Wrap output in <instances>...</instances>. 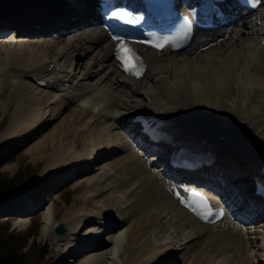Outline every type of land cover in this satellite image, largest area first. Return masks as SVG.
Wrapping results in <instances>:
<instances>
[{"label":"bare ground","instance_id":"bare-ground-1","mask_svg":"<svg viewBox=\"0 0 264 264\" xmlns=\"http://www.w3.org/2000/svg\"><path fill=\"white\" fill-rule=\"evenodd\" d=\"M219 4L222 5L223 3ZM94 6H96L95 0H0V48H2L0 57H6L3 62L0 59V71H3L4 76L1 80L2 88H0V93H3L2 89L9 87V94L13 96L12 103L16 107L15 110L14 108L11 109L14 112H19L21 109L25 113L23 115L15 113L18 117V121L15 118V125L22 123L23 127L18 126L25 130L26 133L23 131V136L17 134L20 137H17L14 144V149H16L14 152L18 151L17 149L29 140L39 138L43 131L48 129V125L51 122L60 121L61 111L68 108L70 109L67 112L70 113L71 119L66 121L67 126L71 121L77 125L73 129L74 131L71 130V134L82 132L83 127L81 125L85 124L86 115H89L90 120L94 117L97 119L101 118L99 121L109 122L110 125L118 128L117 130H123L121 133L117 131L116 136L114 135L115 137L113 136L114 138L107 142L96 143V148L94 150L91 149L87 155L83 156L78 154L80 152L74 151L73 142L70 144V141L67 142L65 140L70 135L71 127L66 128L62 134L63 131L60 125L61 128H58L60 131H57L63 136L59 137V139L56 136L58 139L56 144L59 146L55 145L57 149L54 152L58 160L55 158L54 161H49L46 164V167L52 168V170L46 179H42L43 182L41 184L44 185L43 190L45 187L44 192H48L55 187L56 179L62 177L72 178L84 170L85 172L96 170V172L92 174L93 176L91 174L84 176L80 182L72 185L71 188L80 183L82 184L81 181L86 183L87 187L93 186L94 188L100 177L112 178V172H115L122 176L121 181H127L122 190L124 189V193L128 195L127 197L125 196L126 200L130 198L131 202L130 204L126 202L113 212L108 211L110 214H102L103 211L101 213L92 211L85 214L81 208H78L75 212L72 211V213L67 212L57 220L58 223L60 222L66 226L67 232L63 235H56L55 233L52 235L56 241L63 240L69 243L68 249L70 251L65 254L79 252L84 249L89 250L82 253L84 257L80 259V264H106L108 260L111 261V264H198V261L210 251L218 252V255H221V253L224 254L225 250H230L229 252L234 253L235 256L246 257L247 262L242 264H264V201L256 202L251 195L250 185L252 179L250 177L252 174L257 175L258 173L247 165L248 161L251 160L254 163V167L259 168L264 164V148H262L264 144V141H262L264 139V36L262 34V32L264 33V5H261L256 16L251 19L240 17L239 23L230 20V23L234 24V26L230 27L227 34H225V31L221 34H216L214 28L212 30H197L194 37L199 36L200 40L193 42L190 49L193 52L192 54L198 55L201 61L196 59L195 62L190 54L187 57L184 56L177 59L170 58V56L165 58L170 51L149 49L145 53L147 62L149 60L153 61L157 55H161L164 56L162 60L165 64H162L158 70L147 68L144 76L152 82V87L150 86V90L148 88V91L145 90L143 92V95L148 97L147 100L145 99L146 102L145 100L138 101L137 99H135L136 101H131V99H128L131 92L124 93L122 91V93H119V97H121L120 94H123L125 98H118L116 90L124 85L118 80L117 75L113 77L115 69H113L111 62L113 61L112 44L107 34L97 25L99 18L98 16L95 17L96 8ZM255 19H260L261 21L254 23ZM13 27H16L18 32H9V28L12 29ZM70 29L74 30L66 33ZM7 32L11 33L10 37L7 36L9 33L5 34ZM49 32L53 34L48 36ZM253 34L257 36L252 37ZM8 37L12 40H17V42L7 41ZM219 37L221 40L218 39ZM214 39L219 41L212 43V47L209 46L210 49L208 51H196V46L202 41L208 43ZM40 43L44 44L43 46L47 45L46 47L54 51L57 57H61L60 60L47 55L44 50H36L35 48H40ZM96 45H101L98 52L93 54V56L88 54ZM185 50L180 52L182 53ZM1 51L6 55H2ZM89 55L92 57L89 58ZM51 63L53 67L49 69L48 67ZM94 65L98 69L92 71L91 69ZM98 65H101V67H98ZM104 66H108L111 69L108 74L113 77L111 80L114 87L112 90H115L113 93H110L111 88L107 89L105 93L98 89L99 93L96 97H88V95H82L81 92L79 94L73 92V87L70 86L68 87L70 90H61V93L56 92V94L50 90H43V86H39L36 83L37 79H43L46 80L44 87L57 89L59 85L65 84L64 76H68L70 80L72 77L76 78L75 75L80 73V76L75 80L76 83H79L80 80H88L93 74L94 76L101 74L102 77L100 76L96 83L98 84L99 81L101 82L108 78L107 74L103 75ZM168 67H171V70H169V76L167 75L168 77H166L165 74L169 69ZM162 72L163 74H161ZM156 74H161L162 77H157ZM51 79H53L52 82H50ZM139 80L130 78L129 84L131 86L128 88L132 89V86L137 84ZM79 89L82 92L85 91L82 88ZM10 95H8V98L11 97ZM161 97L163 98L162 100L160 99ZM106 98L109 99V106L105 105L106 101L100 102ZM72 102L74 103L73 107H71ZM12 103H10V107L14 106ZM167 104H171L173 107H169ZM50 105H54L51 116L47 113V108ZM139 106L143 108L144 112H139L136 117H139V115L142 118L145 116L158 117L159 125L163 126L165 130L155 125H151V130L165 133L169 137V142L174 145L177 142L180 145L182 141L176 137L181 133V129L185 128V131L189 128L200 129L180 125L172 114L181 116L185 113H190L207 120L216 121L212 126L202 130L210 134L223 135L224 140L215 142L213 146L203 147L202 150L209 151L215 156V161L219 165H215L216 171L214 169L209 171L202 170L199 171L200 174L194 177L203 183L207 182L216 188H221V192L227 193L230 203L238 205L239 209H241L240 211L243 210V213L240 212L237 219L222 218L209 225L202 224L177 203L172 193L164 186V178L161 177V173L154 172L153 166H156V164L153 163V160L161 161L162 158H156L154 157L155 154H151L150 160H152V163L149 165L147 160L149 157L147 156L149 152L147 146L149 145H145V137H139L138 133L125 122L127 114L131 113L130 110ZM114 107L121 109L118 113L119 116H107V113H109L107 108ZM33 109L37 111V121L34 125H30L32 117H35V115L31 117V115L35 114V112L31 113ZM212 111L215 113L211 114ZM230 112L229 117L224 119L223 115ZM81 120L83 121L80 122ZM247 120L248 123L246 122L247 124L243 127H234L236 124ZM220 121L225 124L223 127L219 126ZM15 122L13 121V123ZM98 123L95 126L103 128L101 123ZM229 125L233 127L229 129ZM225 126H228V128ZM250 127L252 128V141L243 139V137L237 140L238 142L231 141L221 132L226 131L230 136L232 130L235 129L241 134L243 132L242 136L245 135L247 137L246 134L249 132L247 129L249 130ZM103 129L106 131L105 127ZM10 131H7L3 137L9 136ZM12 133H15V131ZM196 133L200 134V131H196ZM95 135L97 136V134ZM86 139V141L89 140L87 137ZM243 140L249 143L258 142L259 140L262 142L260 146L254 148L244 143ZM62 141L63 143L61 144ZM42 143L47 145L48 142L45 143L43 140ZM82 143H87L84 138ZM50 144L54 145L53 142ZM44 145L43 147H45ZM162 151L165 152V149H162ZM158 153L162 156L160 151ZM229 153L235 155L229 156ZM168 154H170V151L167 150ZM104 157H110L111 160L95 166L96 161ZM61 166L63 167L60 168ZM55 167L56 169H54ZM110 168L113 171L109 170ZM222 183L223 186H221ZM119 191L121 190L119 189ZM32 194V192H30V195L25 192V194L22 193L12 197L11 199L13 200L6 204V207H3L7 208L5 209L6 211H3L5 214L16 215L15 218L21 223L24 218L29 217L32 213L35 214L34 217L38 214L43 215V210L39 211L38 209L40 202L36 200L35 196H31ZM105 194L96 187L94 191L91 189V191L87 190L81 193L78 199L87 202L90 200L92 206L95 204L93 206L95 208L99 206L101 208L103 204H112L114 202L116 206L119 203V200H115L113 193L110 196L108 195L109 193L107 194L108 196ZM57 196V194H47L46 196L45 201L48 198V201H50L48 206L49 217L47 218L44 215L41 222L43 227H46L45 230H48L53 221L55 211L53 212L52 209ZM95 196L98 198L95 199ZM17 201L23 202L18 203ZM93 207L92 209H94ZM117 214L119 216H127L125 219L115 218L114 216H118ZM168 216L174 217L175 221L168 222L166 220ZM246 218L252 220V222L242 223L241 219ZM56 224L52 226V229ZM118 225L123 228L120 237H118L120 228H116ZM168 225L175 232H179L181 227L189 225L191 233L188 238L176 237L178 238V240L176 239L177 241L174 240V243H168L165 246L163 244L157 250L153 249L152 244L144 245L146 242L148 243V240L151 242L149 233L152 228L160 227L162 228L161 232H163L168 230ZM98 227L106 229V239H103V241H100L97 238L98 236H96ZM45 233L42 231L43 235ZM80 233L82 234L81 237ZM90 237L92 238L89 239ZM120 239L121 245L118 244ZM217 242L219 243L217 244ZM112 243L115 244L114 250L105 251L107 244ZM202 244L205 246L201 250L200 246ZM149 249H152V251L148 253ZM121 254L125 256L123 259H120ZM192 255L193 259H191ZM172 256H176L177 259L170 260ZM117 259L120 261L117 262Z\"/></svg>","mask_w":264,"mask_h":264},{"label":"rangeland","instance_id":"rangeland-1","mask_svg":"<svg viewBox=\"0 0 264 264\" xmlns=\"http://www.w3.org/2000/svg\"><path fill=\"white\" fill-rule=\"evenodd\" d=\"M51 34H53V33L52 32H49L48 33V36H51ZM254 35L255 34H253L252 37H256L257 36V35L256 36H254ZM43 45L44 44L40 43V45H39L40 48H38V49L35 48V49L38 50V51L44 50V52H46L47 55H50L53 58L56 57L57 60H60L61 57H57L54 51H51V49L49 47H46L47 45H45V46H43ZM20 46H21V44H20ZM26 47H28V46H26ZM29 47H30V45H29ZM97 47H98V49H97ZM203 47H201L200 49H197L196 51H198V52L199 51H208L210 49L209 46L207 48L206 47L203 48ZM20 48H22V47H20ZM44 48H46V49H44ZM194 48H192V49H194ZM99 49H100V47L96 45L91 50V52L88 53V54H90V55L93 56V54H95L96 52H98ZM188 49H186L182 53L181 52L180 53H173V52L167 53L166 54L167 57L165 56V58H169V56H170V58L173 57L175 59L182 58L184 56L187 57L189 55V53H184V52H186ZM0 50H2V48H0ZM10 50H12V49H10ZM1 52H2V55H6L5 53H3V51H1ZM192 53L190 54V56L191 57L193 56V60H195V62H196V59L197 60H200V58H199L198 55H195V53L194 54H192ZM212 53H209V54H212ZM90 55H89V58L92 57ZM4 58H6V57L5 56H1L0 57V59H2V62H3ZM162 59H164V56L157 55L156 56V59L153 60V61H150L149 60V62H148L147 65L152 70H158V68H161V65L162 64L163 65L165 64ZM85 62H87V61H85ZM83 65H85V63H83ZM158 65H160V66H158ZM98 67H100V65H98ZM153 67H156V68H153ZM108 68L109 67H107V66H106V69L104 68L105 70H104L103 75H106L107 73H110V70L111 69L109 70ZM170 68L168 69V71L165 74L166 77L169 76V72H170L169 70H171ZM186 68L188 69L187 66H186ZM97 69L98 68L94 65V66H92V69L91 70L92 71H95ZM161 74H163V72ZM161 74H156V76L157 77H162ZM260 75H262V74H260ZM75 76H76V78L75 77H72L70 79L72 81L73 85H75V84L78 85V86L76 85V86L73 87L74 88L73 92H75V93H78L79 94L81 92L82 95H88V97L89 96L96 97V95L99 93V90L98 89H101L103 91L102 93H105L106 90L107 89H110V88H111L110 93H113L115 91V90H112V89H114V87L112 85V81H111L113 77L110 76V74L108 75V78L102 80L101 82L99 81L100 84L99 83L96 84V83L98 82V78L101 76V74H97L96 76H94V74H93V76L90 77L88 80H86V81H81L80 80L79 83L78 82L76 83L75 80H77V77L80 76V73H77ZM3 77H4L3 76V71H0V85H1L0 88H2V82H1V80L3 79ZM137 82H138L137 84H134L132 86V89L131 88L130 89L128 88V87H130L129 85H125L124 87H119L117 89L118 91L116 90L118 98H121V99H124L125 98L123 96V94H120L121 97H119V93H122V91H123L124 93L125 92H129V93L131 92L130 94L128 93L130 95V98H128V99H131V101H136L135 99H137L138 101L139 100L142 101L143 100V97H142L143 92H145V90L148 91V90L151 89L152 82L149 81V78H147V77H144L143 79H140ZM8 88L5 87L4 89H2L3 90V93H0V178H3V179H1V182H2V184L4 186V188H6V187H12L13 185H17V186L20 185V186L18 187L19 190L17 189V191H15V192H13V193H11L9 195H6L3 199L0 200V222H3V221L9 222L8 231H15V232H19L20 233V236L19 237H20V240L22 241L21 243L24 246V248H23L24 250L29 245H31L33 243L37 244L38 246H41V247H44L45 248L44 249V251H45L44 259H43L42 263H39V264H80V262H79L80 259L84 257V255L82 253L87 252L89 250H87V249L80 250V251L79 250H75V251H79V252L65 254V253H67V252L70 251L68 249L69 248L68 247L69 246V243H67L66 241H63V240L62 241H56V239L52 235L54 233L53 232V229H52V226L54 224L58 223L57 220L60 219L63 214H65L67 212L72 213V211L75 212L76 210H78V208H81L85 214L86 213H90L92 211H95V213H97V212L101 213L103 211L102 214H105V213L107 214L110 211L113 212L114 210H117L118 208H120L121 206H123L126 202H127V204H130L131 199L129 198L128 200H126V197L128 195L126 193H124L125 192L124 189L122 190V188H124L125 185L127 184V181H124V182L121 181L122 176L120 174H118V173H115V172H112L113 173V177L112 178H108V177L102 178V177H100V179L98 180L97 184H95V186L97 188H99L100 192H104V194L106 193L105 194L106 196H108V195L110 196V194L113 193L112 195L115 196V198H116L115 200H119L118 201L119 203L116 204V206H115V202H114L112 204H103V207L101 206V208H99L100 206L95 208V207H93L95 204L92 206L90 200L87 202V201H84V200H79L78 197L80 196L81 193H84L87 190L91 191V189H93V191H94L96 189V187H94V188H93V186L87 187L86 186V183H83V181H81L82 184L80 183V184H78V185H76V186H74L72 188H71V186L74 185V184H76V183H78V182H80V180L83 179L84 176H89L90 174L92 175L94 172H96V170L95 171H89L88 170L87 172H85V170H84L82 173L77 174L76 176H74L72 178H69V177L58 178V179L55 180V182H56L54 184L55 187L52 190H49L48 192H44L45 187H44V190H43V186L44 185L41 184V182H43L42 179H46L49 176V174H50V172L52 170V168L51 169L50 168H47L46 167V164L49 161H54L55 158H56V160H58L57 159V156L54 153L56 151L57 147L59 146L58 144H56V141L59 139V137H62L63 136V135L60 134V132H58V131H60V129L58 130V128H61L62 127L61 130L63 131L62 132V134H63L65 132L64 130L66 128H70L71 127V129H70V135L65 140L67 142L70 141L69 142L70 144H71V142H73L72 145L74 147V151L80 152L78 154H81L83 156L87 155L91 151V149L94 150L96 148V146H97L96 143H98V142H107V141H109L110 139H112V138H114L116 136V132L117 131L119 133H121V132H123V130L122 131L121 130H117L118 128H116L114 125H110L109 122L99 121L101 118L100 119H97L96 117L93 116L94 118L92 120H90L91 118L89 117V115H86V120L84 121L85 124H82L81 125L83 127V130H82L83 133L82 132H79L78 134H71V132L74 131L73 130L74 127H77V125L74 122L72 123V121H71L70 123H68L69 125L67 126L66 121L67 120L69 121L71 119L70 118V113L67 112V110L70 109V108H68L66 110H62L61 111V114L59 116V117H61V120L60 121H58V120L56 121L55 120L54 122H51L48 125L49 127L47 126L48 129L46 131H43L42 135H40L39 138L33 139V140L32 139L29 140L26 144L20 146L17 149L18 151L14 152L16 150V149H14V144L16 143L17 137L19 135L20 136H23L24 135V132L23 131H25L21 127L18 126V125H20V126L23 127V125H22L21 122H20L21 124L15 125L16 124L15 118L18 121V117L16 116L15 113H19L21 115H23L25 113L22 112L21 109L19 110V112H16V111L14 112L11 109V108H14V110H15L16 107H15V104L12 103L13 96L9 94V89L10 88L9 89ZM79 88H82L85 91L82 92V90H80ZM51 92H53V90ZM8 95H10L11 97L8 98ZM252 96H254V95H252ZM87 99L88 98H86L85 100L87 101ZM160 99L162 100L163 98L161 97ZM108 100L109 99L106 98L103 101H100V100H97V101H100V102H105L106 101L105 102V105L106 106H109L108 105ZM5 101H6V104H5ZM93 102H95V101L93 100ZM10 103H12V105H14V106L13 107L12 106L10 107ZM7 104H8V107H7ZM5 105H6V107H5ZM167 105L169 107H173V105H171V104H167ZM53 106L54 105H50V107L47 108V113L49 114V116H51L52 113H53L52 112L53 111L52 110ZM73 106H74V103L72 102L71 103V107H73ZM138 108H140V107H138ZM119 111H121V109L119 107H114V108H110V109L107 108V112L111 113V114L107 113V116H112V115L113 116L114 115L119 116V114H118ZM34 112H35V114H33ZM175 112H177V111H175ZM31 113L33 114V115H31V117L34 116V115H35V117H32V119L30 118L31 119L30 125H34V123L37 121L36 120V116L38 114H37V111H35V109H33V111H31ZM214 113H215L214 111L211 112V114H214ZM226 114L223 115V118L224 119L225 118L227 119L229 117V114H231V112L230 113H226ZM172 116L177 120L178 123H180V125H183L185 127H194V128L204 129V128H207L209 126H212V124H215L216 123V121H214V120H207L205 118H202L201 116H197V115L195 116V115H192L190 113H185V114H183L181 116H176V115H173L172 114ZM59 117H58V119H59ZM33 118H35V120H33ZM13 121L15 123H13ZM82 121L83 120H81L80 122H82ZM32 122H33V124H32ZM98 122L101 123V126H103V128L104 127L106 128V131L109 128L108 131L106 132L105 129H103L102 127L101 128H97V126H95V125ZM246 122L248 123V120L245 121V122H243V123L240 122L241 124L238 123L239 125L236 124L234 127H237V128L243 127L245 124H247ZM191 124H193V125L191 126ZM60 125H61V127H60ZM224 125L225 124L224 123L222 124V122L220 121V125L219 126L220 127H223ZM50 126H51V128H50ZM11 127L14 128V129H12ZM225 127L228 128V126H225ZM231 127H233V126L232 125H229V129ZM16 128H18V129H16ZM95 128H96V130H95ZM250 128H249V130L247 129V131H249L248 132L249 134L248 133L246 134L247 137H245V135L242 136L243 135V132L241 134L239 131H236L235 129L232 130V134L230 136L228 135V133L226 131H221V132H223V134L225 135V137L228 140H231V141L238 142L237 140H240L241 137H243V139H247L248 141H252L251 140L252 128H251V130H250ZM13 130L15 131V133H12V132H14ZM7 131H10V134L9 133L8 134L12 138L9 137V136L3 137L4 134H6ZM87 131H89V132H87ZM91 131H92V133H91ZM20 132H21V134H20ZM25 133H26V131H25ZM14 134H16V135L14 136ZM17 134H19V135H17ZM95 134H97V136ZM76 135H78V136H76ZM82 135H85L89 140L86 141L87 140L86 137L85 136H82ZM104 135L106 136V139L107 140L105 139V136ZM108 135H109V137H108ZM56 136L58 137V139H57ZM80 137H81V139H80ZM127 137H129V136H127ZM83 138L85 139V142H87V143H82L83 142ZM43 140L45 141V143L48 142L47 145H44L42 143ZM65 140H63V141L65 142ZM51 141L54 143V145L50 144V143H52ZM63 141L61 142V144L63 143ZM262 141H264V139H262ZM89 143H91V144H89ZM43 145L45 147H43ZM55 145L57 147H55ZM40 148H45V149H40ZM262 148H264V144H263V147ZM53 157H54V159H53ZM110 160H111L110 157L101 158L100 160L96 161L95 166L102 165V164H104V162L110 161ZM92 166H94V165H92ZM158 166L159 165H157V167ZM45 167H46V169H45ZM62 167L63 166H61L60 168H62ZM54 169H56V167ZM109 170L113 171L112 168H110ZM41 174H43V175H41ZM111 179L114 181V183H113V181ZM119 179H120V181H119ZM20 180H23V182H24L23 185L18 184V183L21 182ZM110 181H112V182H110ZM118 181H119V183H118ZM103 183H104V185H103ZM114 184H115V187H114ZM116 186H118V187L116 188ZM118 188L121 191H119ZM114 189H115V191H114ZM117 191H118V193H117ZM25 192H26V194H29V195H30V192L33 193L31 196H35L36 197V200L40 202L39 203L40 204V207L38 208L39 211L42 209L43 210L42 213L44 215H46L47 218L49 217L48 216L49 215V208H48V206H49L50 201H48L49 198L47 199V201H45L46 196H47V194H49V195L57 194L58 195L55 198V200H54V207H53L52 210H53V212L55 211V213H54L53 221L50 224V226L48 227V230H45L46 227H43V224L41 223L42 220H43V215H41V214H38L35 217H34V215H35L34 213L30 214L29 217L24 218V221H26L25 223H24V221L22 223L20 221H18L17 218H15L16 215L5 214L4 211H6L5 209H7V208H3V207H6V204H8L11 200H13L11 198L14 197V196H16V195H20L22 193L25 194ZM120 192H121V194H120ZM122 195H123V197H122ZM96 196H95V199L98 198ZM117 196H118V198H117ZM119 196H121V197H119ZM131 198H133V197H131ZM120 200H121V202H120ZM17 202L20 203V202H23V201H17ZM17 202H15V203H17ZM104 205H106V206H104ZM111 205H114V206H111ZM92 207L94 209H92ZM102 208H104L105 210L102 209ZM29 213H31V212H29ZM114 217L115 218H124L125 219L124 216H119V215L118 216H114ZM167 218H166V220L168 222H172V220H173V222L175 221L174 220V217L171 218L170 216H168ZM120 227H121V225H118V227H116V228H120ZM65 228H66V226H65ZM167 228H168V230H164L163 229L164 231H167V232H164V231L161 232L162 231V228H160V227H154V228H152L151 232L149 233V235H150L149 236V239H151V242H150V240H148V243L146 242L144 245L152 244L153 245V249L157 250L161 245L163 246V244L165 246L168 243L169 244H172L175 241H177L178 238H176V237L188 238L189 234L191 233V227L189 225L188 226L185 225L184 227H181L180 230H179V232H175L174 229L170 225H168ZM122 229L123 228H120L119 229L118 237H120L121 232H122ZM155 229H157L161 233V235ZM42 231L44 233L45 232L46 233L43 235L42 234ZM51 231H52V233H51ZM181 231H183V232H181ZM66 232H67V229H66ZM153 232H155L154 235H153ZM164 233H165V235H164ZM81 235L82 234L80 233V237H81ZM171 235H172V237H171ZM164 236H166V237H164ZM163 237H164V239H163ZM91 238L92 237H90L89 239H91ZM160 238L163 241L162 240L160 241ZM152 240H153V243H152ZM156 243H157V245H155ZM159 243H160V245H159ZM218 243L219 242H217V244ZM118 244L121 245V239L118 242ZM114 248H115V244L112 243V244H107V246H106V248L104 250L105 251H113ZM150 251H152V249H149L148 250V253ZM229 251L230 250H225L224 251V254L221 253V255H218V252L210 251L208 254H205L203 256V258L200 259V261H198V264H238V263L239 264H242V263H246L247 262L246 257L241 258V257L235 256L234 253H230ZM232 254H234V256H232ZM124 257H125L124 254H121L120 259H123ZM171 259L176 260L177 257L176 256H172V258H170V260ZM119 261L120 260L117 259V262H119ZM106 264H111V261L108 260V262Z\"/></svg>","mask_w":264,"mask_h":264},{"label":"trees","instance_id":"trees-1","mask_svg":"<svg viewBox=\"0 0 264 264\" xmlns=\"http://www.w3.org/2000/svg\"><path fill=\"white\" fill-rule=\"evenodd\" d=\"M0 178V199L19 189L17 185L4 188ZM18 184L23 185V180ZM9 222H0V264H39L42 263L44 247L33 243L25 250L20 240V233L8 231Z\"/></svg>","mask_w":264,"mask_h":264},{"label":"snow or ice","instance_id":"snow-or-ice-1","mask_svg":"<svg viewBox=\"0 0 264 264\" xmlns=\"http://www.w3.org/2000/svg\"><path fill=\"white\" fill-rule=\"evenodd\" d=\"M112 16L118 20H122L126 23H131V20L126 19L128 14L123 11L119 12H113ZM115 40H119L118 37H113ZM159 42L153 43L151 41H145V43H149L150 46L157 48L158 50H162L164 47L169 46L173 43V40L171 37H159L155 38ZM116 59H118L121 62L122 67L126 72H129L130 74L134 75H139V72L137 71L138 68V56L137 54L130 48H126L124 46L123 41H120L116 45ZM191 197H195L196 200L199 201L200 206L207 211V215H211V210L209 209L208 206V201L207 199L199 193L196 192H191L190 193ZM183 203L184 201L181 200Z\"/></svg>","mask_w":264,"mask_h":264},{"label":"water","instance_id":"water-1","mask_svg":"<svg viewBox=\"0 0 264 264\" xmlns=\"http://www.w3.org/2000/svg\"><path fill=\"white\" fill-rule=\"evenodd\" d=\"M65 227L61 224V223H59V224H57L55 227H54V233L56 234V235H63V234H65Z\"/></svg>","mask_w":264,"mask_h":264}]
</instances>
